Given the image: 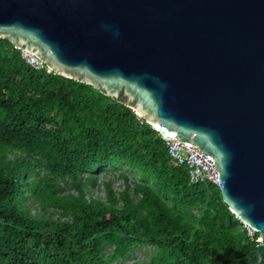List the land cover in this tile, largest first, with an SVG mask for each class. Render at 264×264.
Returning a JSON list of instances; mask_svg holds the SVG:
<instances>
[{
	"label": "trees",
	"instance_id": "trees-1",
	"mask_svg": "<svg viewBox=\"0 0 264 264\" xmlns=\"http://www.w3.org/2000/svg\"><path fill=\"white\" fill-rule=\"evenodd\" d=\"M257 238L131 108L0 38V264H114L144 246L130 264H264Z\"/></svg>",
	"mask_w": 264,
	"mask_h": 264
},
{
	"label": "water",
	"instance_id": "water-1",
	"mask_svg": "<svg viewBox=\"0 0 264 264\" xmlns=\"http://www.w3.org/2000/svg\"><path fill=\"white\" fill-rule=\"evenodd\" d=\"M0 38L205 152L264 243V0H0Z\"/></svg>",
	"mask_w": 264,
	"mask_h": 264
},
{
	"label": "built area",
	"instance_id": "built-area-1",
	"mask_svg": "<svg viewBox=\"0 0 264 264\" xmlns=\"http://www.w3.org/2000/svg\"><path fill=\"white\" fill-rule=\"evenodd\" d=\"M20 51L22 57H24L26 62L32 67L36 69L45 67L47 72H51V69L45 66L35 55L24 50ZM136 115L139 119L140 116L138 114ZM160 136L167 146L170 160L175 165H184L188 169L189 179L191 182L198 183L209 181L213 185L219 187L218 170L210 156L191 143L180 141L161 134ZM247 228L249 234L252 235L253 230L249 227Z\"/></svg>",
	"mask_w": 264,
	"mask_h": 264
},
{
	"label": "rangeland",
	"instance_id": "rangeland-1",
	"mask_svg": "<svg viewBox=\"0 0 264 264\" xmlns=\"http://www.w3.org/2000/svg\"><path fill=\"white\" fill-rule=\"evenodd\" d=\"M112 176H113L112 173L109 172V175H107L106 177H111L113 180V187L115 189H120L122 187L123 180L121 178H117V173H114V177ZM106 177H103L102 175L99 177V180L97 182L100 185V189L98 191L92 190L94 194L103 195L101 181ZM150 250H151L150 246H144V247L137 248L133 251V253L131 254V257L125 260H121V259L117 260L114 264H130L136 261L147 260V255Z\"/></svg>",
	"mask_w": 264,
	"mask_h": 264
}]
</instances>
